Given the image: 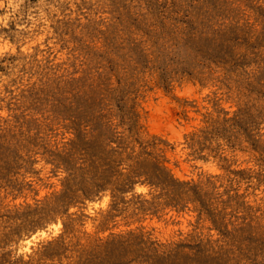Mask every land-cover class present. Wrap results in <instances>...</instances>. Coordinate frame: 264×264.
<instances>
[{
    "label": "clouds",
    "instance_id": "9594fccd",
    "mask_svg": "<svg viewBox=\"0 0 264 264\" xmlns=\"http://www.w3.org/2000/svg\"><path fill=\"white\" fill-rule=\"evenodd\" d=\"M0 264H264V0H0Z\"/></svg>",
    "mask_w": 264,
    "mask_h": 264
}]
</instances>
